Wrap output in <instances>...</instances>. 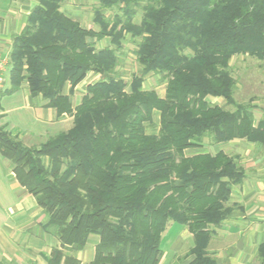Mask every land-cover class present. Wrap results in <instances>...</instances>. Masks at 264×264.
<instances>
[{"label": "trees", "instance_id": "trees-1", "mask_svg": "<svg viewBox=\"0 0 264 264\" xmlns=\"http://www.w3.org/2000/svg\"><path fill=\"white\" fill-rule=\"evenodd\" d=\"M66 1L37 0L12 39L7 91L25 83L72 126L38 146L0 129V156L56 239L46 264H81L75 254L90 236L98 241L88 264H159L169 222L193 238L176 264H217L206 249L244 173L222 152L185 151L206 138L264 143V121L254 127L252 107L234 101L229 73L234 56L264 59V0H95L97 30L66 16ZM128 36L140 72L126 82L117 67ZM89 74L98 79L73 108ZM149 75L166 83L163 97L144 89Z\"/></svg>", "mask_w": 264, "mask_h": 264}, {"label": "crops", "instance_id": "crops-1", "mask_svg": "<svg viewBox=\"0 0 264 264\" xmlns=\"http://www.w3.org/2000/svg\"><path fill=\"white\" fill-rule=\"evenodd\" d=\"M36 6L37 0H0L2 57L8 58L13 37L23 30ZM74 8L78 9L67 6L61 11L82 26V19L86 16ZM101 42L97 44L98 47L102 46ZM96 77L89 74L75 88L71 97L73 108L80 103L86 85L94 82ZM6 83L0 91V129L27 146H38L72 126L71 115L58 116L56 110L46 106V101L41 97H32L25 83L14 92L7 91L8 79ZM255 84V93L248 101L252 103L254 127H257L264 121V83L260 79ZM6 96L9 99L13 97V104L4 109L1 101ZM219 152L232 158L233 163L243 171L244 179L231 187L229 200L225 204L230 212L214 229L206 249L207 255L217 264H264V143L233 140L203 149L187 150L185 154L215 155ZM45 223L46 217L35 198L19 185L9 162L0 156V262L46 264L44 256L49 255L57 242L51 229L44 228ZM97 241L95 236L92 248L89 249V244H86L83 250L75 254L77 259L82 261L84 258L81 254L87 253L89 263ZM162 244L163 256L159 264H167L168 258L184 257L193 246V238L186 227L169 222L162 234ZM84 254L83 257H86Z\"/></svg>", "mask_w": 264, "mask_h": 264}, {"label": "rangeland", "instance_id": "rangeland-1", "mask_svg": "<svg viewBox=\"0 0 264 264\" xmlns=\"http://www.w3.org/2000/svg\"><path fill=\"white\" fill-rule=\"evenodd\" d=\"M97 5L98 4L95 0H67L66 2H64V4H62L61 8L63 10H65L67 6L78 8V9L74 8V10H78L79 12H81L82 16L83 15L86 16L82 19V26L84 28H92V29L97 30L98 27L92 22L93 10ZM108 14L109 13H107V15ZM70 18L73 19L72 17ZM138 21H139V17L136 18V22ZM101 44L102 46H99V47L97 46V47L100 48V47L107 46L106 40L102 41ZM134 50H135V43L131 39H129V36H128L127 41L123 45V50L121 51L119 55L120 62L117 67V72L119 73L120 77H122L126 82H129L133 75H138L140 72V67L136 61ZM262 60H257L255 58H251L246 55L234 56L230 60L229 73L236 80V88H235L234 95H233V99L236 103L245 104V105L249 104V106L252 107L251 105L252 103L248 100L255 93L256 80L260 81V79H262V82L264 83V61ZM8 63H9V59H8ZM8 67H9V64H8ZM6 79H8V76H6ZM96 79H98V77H96L94 80ZM165 85L166 83L161 81L160 75H149L145 77L144 83H143V87L145 90H153L161 97H163L164 95ZM12 98L13 97L9 99L8 96L3 97L1 101V105L3 106L4 109L11 107V105L13 104ZM213 102L224 107V109L226 110H229V111L234 110L233 106L226 105L224 101H222L221 99H218L216 101L213 100ZM158 122H159L158 114H155L153 117L152 123L146 125V128H145L146 133L156 134L158 130ZM253 126H254V121H253ZM204 142L206 144L205 145L206 148L212 146V144L207 143L208 142L207 138L204 140ZM94 238L95 236L89 237V240L87 243V246L89 244V249L92 248V241ZM162 249H164L163 244H162ZM83 254H81V256H82V259L83 258L84 259L81 261V263L88 264V260L90 256L87 255L86 253L84 254L86 255V257H83ZM182 258H183L182 256L168 258L167 264H176ZM5 262L6 261H2V263H5Z\"/></svg>", "mask_w": 264, "mask_h": 264}, {"label": "built area", "instance_id": "built-area-1", "mask_svg": "<svg viewBox=\"0 0 264 264\" xmlns=\"http://www.w3.org/2000/svg\"><path fill=\"white\" fill-rule=\"evenodd\" d=\"M8 59L2 57L0 54V91H2L6 86V73L8 71Z\"/></svg>", "mask_w": 264, "mask_h": 264}]
</instances>
